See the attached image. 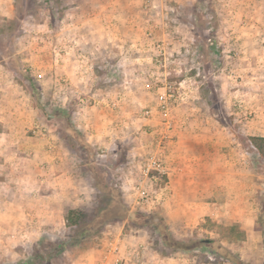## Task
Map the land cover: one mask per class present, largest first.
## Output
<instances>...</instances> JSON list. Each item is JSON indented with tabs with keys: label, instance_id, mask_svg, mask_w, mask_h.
<instances>
[{
	"label": "rangeland",
	"instance_id": "374dc122",
	"mask_svg": "<svg viewBox=\"0 0 264 264\" xmlns=\"http://www.w3.org/2000/svg\"><path fill=\"white\" fill-rule=\"evenodd\" d=\"M73 1L0 0L2 10L11 7L8 16L0 12V64L29 95L33 120L49 129L47 137L30 133L60 142L90 186L77 207L78 225L65 226L56 240L41 238V247L17 246V252L28 257L40 248L47 259L31 264H58L63 251H73L70 242L77 249L102 247L124 223L122 231L142 241L136 252L144 262L182 254L195 264H233L196 247L175 250L162 234L186 246L214 239L248 264H264V159L254 161L247 139L264 136V65H253V42L225 32L231 16L221 0H140L154 16L142 25L156 31L139 36L105 34L100 21L82 15L77 21L92 7L78 14ZM76 22L86 34L79 45L90 64L70 66L69 77L56 66L63 56L72 59L65 50L74 43ZM121 41L142 45L140 51L127 48L124 64L117 62ZM106 43L117 52L106 54ZM166 85L173 97L164 117L159 94ZM87 121L115 132L107 143L88 142L81 126ZM152 155L163 172L145 177ZM126 211L145 214V224L126 218ZM25 261L0 257V264Z\"/></svg>",
	"mask_w": 264,
	"mask_h": 264
},
{
	"label": "crops",
	"instance_id": "0c3cea01",
	"mask_svg": "<svg viewBox=\"0 0 264 264\" xmlns=\"http://www.w3.org/2000/svg\"><path fill=\"white\" fill-rule=\"evenodd\" d=\"M221 1V8L229 9L231 16L225 32L251 40L255 54L253 65H264V0ZM72 3L78 14L82 12V6L90 5L92 10L79 14L77 21L81 20V15L84 19L100 21L105 34L139 36L146 31H156L151 24L142 25L146 18L154 16L151 11L142 10L140 0H74ZM1 10L0 2V12L7 16L11 13V7ZM73 26L71 34L74 43L69 50V47L65 50V54L72 53V59L67 61L63 56L64 61L56 66L60 73H68L69 77L72 74L70 66L79 69L90 64L83 55L85 48L79 45L80 37L86 34L78 22ZM89 32L91 35L92 30ZM238 46L242 49L241 45ZM92 47L88 50L96 48ZM104 48L106 54L117 52L107 43ZM118 48L123 55L117 62L124 64L128 62L124 54L127 48L140 51L142 45L137 42L128 45L121 41ZM133 60L141 64L139 57ZM5 71L0 64V257L13 259L18 256L23 260L27 258L25 251L17 252L16 247L25 248L41 238L56 240L64 231L68 210L80 207L83 191L89 194L90 186L85 182L83 184L74 158L66 154L60 142H50L48 138L30 133L34 111L29 95L16 78ZM81 76L80 73L75 75L76 78ZM81 126L86 130L88 142L94 144H104L106 136L115 132L106 124L97 125L92 121ZM123 226L124 223L102 247L93 245L77 249L76 244H68L67 247L73 251H63L64 256L58 264H116L119 260L121 264H195L182 254L158 256L151 262H144L136 252L142 241L134 233L123 232Z\"/></svg>",
	"mask_w": 264,
	"mask_h": 264
},
{
	"label": "trees",
	"instance_id": "16d2710c",
	"mask_svg": "<svg viewBox=\"0 0 264 264\" xmlns=\"http://www.w3.org/2000/svg\"><path fill=\"white\" fill-rule=\"evenodd\" d=\"M247 139L249 140L250 147L252 148V152H253L252 154H255L253 157L254 161L257 162L258 159H264V136H248ZM263 205H264V202L262 203V206ZM263 212H264V210H262V213ZM81 213L82 212H80V210L77 208L69 209L67 212L66 218H65L66 226L73 227V226L78 225L79 219L82 215ZM123 214L129 220L140 221L141 224H145V219L147 218V216L143 213H140V214L137 213L138 217H136L137 216L136 213H128L127 211ZM89 226H91V225H89ZM87 232H89V231H86V233ZM242 233L243 232L241 231V234ZM81 235H84V233L81 232ZM242 236L243 235H241V239H243ZM160 238L167 245L171 246L173 244L175 250L187 251L190 248L196 247V248H199L200 251L208 253L209 258H212V259L218 258V259H220L221 262L228 261V262L233 263V264H248L246 261L241 259L238 255H236L231 250H229L227 247H225L222 243L216 242L214 239L199 238V239L193 241L190 246H186V245H183L181 242L176 241V240L171 239V242H170V241H168L169 239H165L164 235H162V234L160 235ZM66 243H67V241H64L62 243V245L66 244ZM69 244H73V242H70ZM37 245H38V247H41V242L38 241ZM62 245H61V247H62ZM31 247H32V245H31ZM210 247H212L211 253L208 252ZM48 249L50 251L52 250V248H48ZM41 250L42 249L38 248L37 251L30 253L28 255V257L26 258V261L22 264H31L32 262L37 260V258L40 260L47 259L48 254L41 253L42 252ZM49 255L51 256V253Z\"/></svg>",
	"mask_w": 264,
	"mask_h": 264
},
{
	"label": "built area",
	"instance_id": "2783aa9c",
	"mask_svg": "<svg viewBox=\"0 0 264 264\" xmlns=\"http://www.w3.org/2000/svg\"><path fill=\"white\" fill-rule=\"evenodd\" d=\"M148 2H149V0H147V3ZM158 48H160V47L158 46ZM159 51L163 52V48H160ZM156 61H159V60L157 59ZM172 97H173L172 89L170 86L166 85L164 87V90L159 94V100H160L159 105H160V108L162 109V113H163L164 117H166L170 111V108H171L170 100ZM144 114L148 115L149 111L145 110ZM30 132L34 135H37V136L47 137L48 133H49V129L44 124H42L40 121H38L36 119V120L32 121ZM151 170H155L157 172H163V168L161 166L160 158L155 157V155H152L146 159L145 166L143 169V175L145 177H147ZM136 189L140 195V198H146L147 193H146V190L143 189L142 185H140V184L137 185Z\"/></svg>",
	"mask_w": 264,
	"mask_h": 264
}]
</instances>
